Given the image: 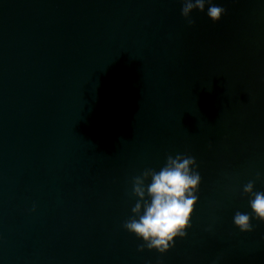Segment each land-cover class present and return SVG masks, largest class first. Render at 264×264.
I'll list each match as a JSON object with an SVG mask.
<instances>
[{
	"label": "water",
	"instance_id": "obj_1",
	"mask_svg": "<svg viewBox=\"0 0 264 264\" xmlns=\"http://www.w3.org/2000/svg\"><path fill=\"white\" fill-rule=\"evenodd\" d=\"M214 2L0 0V264H264V222H233L264 191V0ZM177 154L192 227L141 252L132 180Z\"/></svg>",
	"mask_w": 264,
	"mask_h": 264
},
{
	"label": "clouds",
	"instance_id": "obj_2",
	"mask_svg": "<svg viewBox=\"0 0 264 264\" xmlns=\"http://www.w3.org/2000/svg\"><path fill=\"white\" fill-rule=\"evenodd\" d=\"M180 2L181 15L189 26L196 23L192 13L197 10L204 12L206 6L207 15L214 23H219L227 14V9L218 6L214 0ZM198 168L193 156L168 155L159 171L148 168L133 178L132 194L138 199L131 209L133 215L123 227L144 241L138 246L139 251H144L146 247L165 254L175 247L177 238L187 237L202 183ZM257 179H260L259 173ZM243 192L250 197L252 213L236 211L233 222L241 232L250 233L254 231L253 213L257 221L264 222V191H256L255 181H249L244 185Z\"/></svg>",
	"mask_w": 264,
	"mask_h": 264
}]
</instances>
